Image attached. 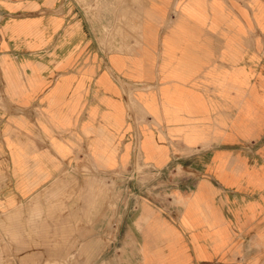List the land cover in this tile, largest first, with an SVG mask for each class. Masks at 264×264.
<instances>
[{
    "label": "crops",
    "instance_id": "0c3cea01",
    "mask_svg": "<svg viewBox=\"0 0 264 264\" xmlns=\"http://www.w3.org/2000/svg\"><path fill=\"white\" fill-rule=\"evenodd\" d=\"M138 156L183 181L91 263L264 264V0H0V211ZM89 190L58 246L106 248Z\"/></svg>",
    "mask_w": 264,
    "mask_h": 264
},
{
    "label": "rangeland",
    "instance_id": "374dc122",
    "mask_svg": "<svg viewBox=\"0 0 264 264\" xmlns=\"http://www.w3.org/2000/svg\"><path fill=\"white\" fill-rule=\"evenodd\" d=\"M113 34L118 37V31ZM115 36L107 44L109 49L118 46ZM64 172L74 177L71 183L52 184L13 210L0 211V264H93L95 253L96 257L106 255L124 263L132 251L122 246L130 238L127 214L133 209L134 198L157 193L183 181L173 169L153 173L140 156L125 168L104 171L89 162L64 170L62 176H65ZM194 176L195 172L187 177ZM88 190L96 194L95 218L90 224L97 233L105 236L106 248L58 246L62 241L69 245L73 237H77L80 226H75L72 217L61 215L81 203L80 194ZM64 219H67L66 224H62ZM64 227L67 231L63 234Z\"/></svg>",
    "mask_w": 264,
    "mask_h": 264
},
{
    "label": "built area",
    "instance_id": "2783aa9c",
    "mask_svg": "<svg viewBox=\"0 0 264 264\" xmlns=\"http://www.w3.org/2000/svg\"><path fill=\"white\" fill-rule=\"evenodd\" d=\"M149 168H151V167H149ZM152 170H153V173L155 172V173H157V172H159V170H156V169H154V168H151ZM153 175V174H152Z\"/></svg>",
    "mask_w": 264,
    "mask_h": 264
},
{
    "label": "bare ground",
    "instance_id": "6f19581e",
    "mask_svg": "<svg viewBox=\"0 0 264 264\" xmlns=\"http://www.w3.org/2000/svg\"><path fill=\"white\" fill-rule=\"evenodd\" d=\"M85 241V240H84Z\"/></svg>",
    "mask_w": 264,
    "mask_h": 264
}]
</instances>
